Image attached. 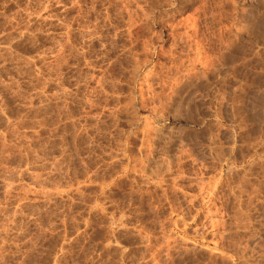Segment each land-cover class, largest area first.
I'll return each instance as SVG.
<instances>
[{
    "label": "rangeland",
    "instance_id": "obj_1",
    "mask_svg": "<svg viewBox=\"0 0 264 264\" xmlns=\"http://www.w3.org/2000/svg\"><path fill=\"white\" fill-rule=\"evenodd\" d=\"M0 264H264V0H0Z\"/></svg>",
    "mask_w": 264,
    "mask_h": 264
},
{
    "label": "bare ground",
    "instance_id": "obj_2",
    "mask_svg": "<svg viewBox=\"0 0 264 264\" xmlns=\"http://www.w3.org/2000/svg\"><path fill=\"white\" fill-rule=\"evenodd\" d=\"M193 28H194V27H193ZM207 73H208V72H207ZM207 73H206V74H207ZM201 74H202V76H204V74H203L202 72H201ZM145 81H146V80H145ZM146 83H147V82H146ZM181 85H182V84H181ZM183 86H184V85H183ZM180 87H182V86H180Z\"/></svg>",
    "mask_w": 264,
    "mask_h": 264
}]
</instances>
